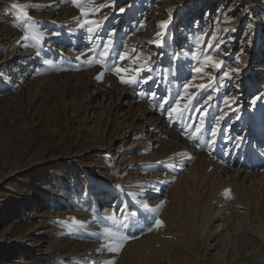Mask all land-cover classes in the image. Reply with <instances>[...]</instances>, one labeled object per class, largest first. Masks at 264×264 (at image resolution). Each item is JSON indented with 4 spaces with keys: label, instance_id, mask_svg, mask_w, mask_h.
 I'll list each match as a JSON object with an SVG mask.
<instances>
[{
    "label": "rangeland",
    "instance_id": "obj_1",
    "mask_svg": "<svg viewBox=\"0 0 264 264\" xmlns=\"http://www.w3.org/2000/svg\"><path fill=\"white\" fill-rule=\"evenodd\" d=\"M91 7L0 0V264H264V0Z\"/></svg>",
    "mask_w": 264,
    "mask_h": 264
},
{
    "label": "snow or ice",
    "instance_id": "obj_2",
    "mask_svg": "<svg viewBox=\"0 0 264 264\" xmlns=\"http://www.w3.org/2000/svg\"><path fill=\"white\" fill-rule=\"evenodd\" d=\"M86 2L89 5L88 10H86L85 7L79 3V0H73V3L76 4V6L80 8L81 16H84V17H87V16L91 15V13L96 10V9H93L91 7V5L93 3V0H86ZM106 6L107 5H97V8L106 7ZM12 7L19 8V11L21 13H24V6L14 4V5H12ZM124 11H125V9H123V8L120 9V12H124ZM24 14L27 15V13H24ZM104 19H107V17H104ZM85 24H88V25L95 24V29H99L100 26H101L100 22H95V21H93L91 19H85L84 22L82 24H80V27H84ZM166 25H167V21H162L161 24H160V27L161 28H165ZM95 29L93 27H88V31L90 33L93 32ZM114 32H115V30H113V34H114ZM34 38H37L38 39L39 38V34L38 33H35L34 34ZM111 47H112V40L109 39L108 43L105 45V48L106 49H111ZM209 47H212V45H209ZM107 54L108 53L105 52V53H102L101 55L106 56ZM125 58H126L125 54H121L120 59L123 60ZM136 58H138V57H136ZM205 59L207 61H209L211 64H213V66L215 68H217V69L223 67V65H224V62L223 61H219V62L214 61L213 58L210 55L209 56H205ZM237 63H239V59H237ZM113 70L118 75L121 72L126 71L125 69H123L121 67H116ZM134 70L135 71H140L141 69L139 68V66H137ZM195 71L197 73H200L202 71V69L199 68V67H197V68H195ZM230 71H238V69H231ZM224 76L225 77L229 76V72L228 71H225L224 72ZM97 78L99 79L100 77H97ZM147 79H151V77H148ZM147 79L145 80V82H147ZM134 80H135L134 77H130L129 79H123L122 78L121 79V82H123V83H133ZM187 87H188V84H185V88H187ZM200 87H204V85H200ZM153 95L155 96V93H153ZM228 99L229 98L226 96L225 97V102L226 103H227ZM253 103H255V100H253ZM177 104H179V100H177ZM186 107H187V105L184 106V108H186ZM184 108L173 107V108L169 109L168 110L169 117L171 118L173 113H175L177 117L182 116L183 111H184ZM195 131L198 134L201 131V129L200 128H197ZM215 135H216V129L213 128L212 129V136H215ZM189 138H191V137H189ZM144 208L147 209L148 208V205L147 204H144ZM155 224H156V226H160L162 224V222L157 219V220H155ZM125 227H127V225H125ZM105 232L108 233V235L113 238V240H112L113 246L109 248V251H112V252H119L120 249L123 247V244H124V242L126 240H128L130 238H134V237H129L127 235H121L119 231H112L111 229H107V228L105 229Z\"/></svg>",
    "mask_w": 264,
    "mask_h": 264
},
{
    "label": "bare ground",
    "instance_id": "obj_3",
    "mask_svg": "<svg viewBox=\"0 0 264 264\" xmlns=\"http://www.w3.org/2000/svg\"><path fill=\"white\" fill-rule=\"evenodd\" d=\"M37 3V2H36ZM36 27V26H35ZM34 27V28H35ZM136 117H139V116H137L136 115ZM133 129L134 128H132L131 129V132H133ZM234 162H238V161H232L230 164H232V163H234ZM240 162V161H239ZM231 166V165H230ZM229 166V167H230ZM192 167H191V164L190 165H188V167H187V169H191ZM186 169V170H187ZM188 171V170H187ZM191 171H193V170H191ZM247 171V167L245 166V164H238V168L235 170V172H234V176H237V177H242V176H246V175H249L248 173H250V174H253V173H251V171H249V172H247L246 174H245V172ZM189 172H190V170H189ZM191 174H192V172H191ZM194 174V173H193ZM233 174V173H232ZM245 174V175H244ZM195 175V174H194ZM115 198V200H114V203H113V205L111 204V205H105L104 206V212H107V211H109V210H111L112 208H115V206H117V205H119V203L120 202H122V201H124L123 200V198H122V196L121 195H118V196H115L114 197ZM113 198V199H114Z\"/></svg>",
    "mask_w": 264,
    "mask_h": 264
}]
</instances>
